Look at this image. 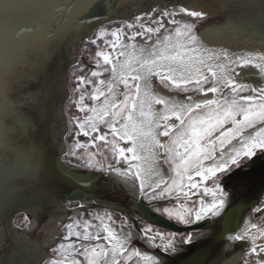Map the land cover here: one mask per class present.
<instances>
[{
    "label": "snow or ice",
    "instance_id": "6c2138e0",
    "mask_svg": "<svg viewBox=\"0 0 264 264\" xmlns=\"http://www.w3.org/2000/svg\"><path fill=\"white\" fill-rule=\"evenodd\" d=\"M178 12L195 18L204 15L184 7ZM178 12L175 8H156L110 30L100 27L94 37L82 39V44L96 47L95 64L90 75L76 76L73 93L79 95L71 102L83 115L70 116L69 124L74 122V127L69 129V135L75 133L86 140L76 139L64 156L75 158L76 167L114 172L134 196L147 200L156 213L191 225L209 215H219L224 189L217 181L251 168L258 159L264 160V87L237 84L232 75H240L237 67L246 66L264 74V55L233 58L226 48H208L197 39L195 24L174 19ZM251 34H255L252 25L230 22L210 31L209 39H237ZM137 37L143 39L142 45L135 43ZM125 38L128 43H124ZM74 68L84 72L82 64ZM104 72H110V79H100ZM153 78H158L165 89L178 93L214 95L200 102L191 95L180 101L168 99L153 93ZM120 84L123 92L118 91ZM160 137L166 139L162 141ZM90 148H107L112 159ZM18 157L26 163L30 175L40 171L32 156L21 152ZM161 158L168 166L167 176L158 167ZM121 162L126 169L116 166ZM131 176L138 185L129 179ZM209 180L212 187L207 186ZM194 196L198 199L193 200ZM209 196L211 200L206 201L204 198ZM85 212L88 210L82 204L74 210L70 222L63 225V238L52 247V257L44 264H121V258L127 264L133 257L143 264H165L163 258L130 248V235H117L110 226V222L116 223L112 210L89 212L90 218L84 217ZM147 215V209H143L144 226L138 230L141 235L152 247L176 253L173 238L178 233L156 230L146 221ZM242 232V236L230 235L228 239L250 241L246 255H254L255 264H264V244L257 245L264 233L252 234L247 228ZM158 238L160 242L155 243ZM191 239L189 233L179 243L188 244Z\"/></svg>",
    "mask_w": 264,
    "mask_h": 264
},
{
    "label": "rangeland",
    "instance_id": "374dc122",
    "mask_svg": "<svg viewBox=\"0 0 264 264\" xmlns=\"http://www.w3.org/2000/svg\"><path fill=\"white\" fill-rule=\"evenodd\" d=\"M194 1L195 0H124L121 6L118 8L116 14L110 19L102 22L91 34L87 36V38L94 37L95 33L99 30L100 27H106L110 30L112 27L121 25L124 22L132 21L136 16H134L133 18H128L129 12L135 8H145L146 6L153 4V9L160 8L172 10L173 8H175L178 12V9L180 7L186 8V5ZM249 1H252L251 3L254 4L251 5ZM258 12H260V14L264 13V0H222L221 10L218 12V14L214 17L207 18L203 22H199L198 19L192 20L188 18L189 16H187L186 14L179 12L174 17V19L181 21L182 24H195L196 27L194 28V32L197 36L201 29L208 26L222 24V22H224L225 19L231 14H234V16L237 17V13L238 16H241L245 13L248 16L253 15L254 13L258 14ZM150 13H152V11ZM167 27L173 28L175 27V25H167ZM83 33V31H80L76 35H68L63 43L61 39L57 38L55 42H53L49 47L48 61H46L45 63H40V66L36 67V70H30L29 68H25V77L15 85L14 89L12 90V92L9 93L8 96L9 100L12 103L13 111L16 112L17 115L23 120H27L32 123L33 128L31 129L33 131V137L40 143H43L47 149H53L52 141L54 139V136H56V132L59 131L60 134L62 133L59 137L58 142L60 143H58V145L61 144L64 147V151L60 158L62 162H66L70 165H75L77 162L75 158H65L64 156V153L68 150L69 145L73 143L76 139H80L81 142H84L86 140V138L84 137H76L75 133L69 135V129L74 127V122L73 124H69L70 116L83 115L82 113L77 112L75 104L71 102L73 98L78 97L79 95V93H73V88L76 86L77 83L76 76L90 75V70H92L95 64L94 54L96 51V47L93 45L85 44L79 45L77 43V40L83 35ZM124 43H128L126 38L124 39ZM135 43L137 45H142L144 41L140 37H137ZM75 47L77 48L76 52H74ZM105 50L111 51L110 48H105ZM40 57V55L37 56V58L39 59ZM120 59H123V57H120ZM33 60L34 59H31V61ZM78 64H82L84 66V72H80L76 68H74V65ZM63 76L64 78H62ZM108 77H110V72H104L100 79H106ZM92 79L95 80L96 78ZM154 82L159 85L156 90V95L164 96L163 91H165L167 94H169L165 98L176 100L179 96L181 97L185 94L178 93L175 90L165 89L160 83L159 79H156ZM121 86L123 91V85L121 84ZM173 93H177L178 96L172 95ZM249 94L251 93H242V95ZM62 121L65 123L64 132L60 131L61 124H63ZM53 126H55V128ZM121 146L126 147L127 145L121 144ZM89 150L97 153L103 151L104 154L109 157V160L112 159L111 153L108 152L107 148H90ZM96 158L100 159L101 157L99 154H97ZM69 160H71V163L68 162ZM112 163H115V161L112 160ZM121 164L125 165V163L123 162H121ZM82 168L88 170H96L86 167ZM260 178H262L261 180L264 179L263 176H260ZM35 181L36 179L32 182H29L25 179L17 178L14 179L13 182L7 181L3 184L0 183V264H8L9 259L15 258L14 253L16 243L13 241V239L16 236H19V240H21V245L23 248V251H21V253L27 251V253L29 252L27 256H29L30 253H32V249L36 245H41L43 241H46L49 232L52 230L51 228L56 225L59 229V233L56 236L54 243L46 249L49 253V257L45 260H48L52 257V247L56 246L65 234L66 229H64L63 225L70 222V217L72 215L66 217L63 211L64 209H70L71 207H74L75 204L66 207L61 206L60 211L58 208L55 209L54 205L50 202L51 198L48 197L49 195L51 196V194L54 192L50 187L49 183L47 182L48 187L47 189H45L47 186V184L45 183L46 180H42L44 183V189H41V185H38L39 180L36 182ZM41 190L44 191L43 195H45L46 198L43 196H37V194ZM57 192L60 193V189H57ZM52 196L56 199V203L59 205L60 200L57 199L55 195L52 194ZM116 196L117 195L115 194H109L107 195L106 199L102 197L98 200L110 203H119L120 200L116 199ZM223 200L224 203L222 206L226 204L225 199ZM61 213L65 216V219L62 221H57L55 217L52 216L54 214ZM25 217L27 219H25ZM84 217L90 218L88 212L84 213ZM114 220L116 221V223L111 224L110 222V226H112L115 230H126L128 234L125 235H130L131 237L133 233L130 228L125 227L127 226V224H121L122 219L115 215ZM172 220L176 221L175 218H172ZM53 221H57L55 225L53 224ZM253 222L255 223L257 221H255V219L249 221V223ZM205 235L206 234H202L199 240H202L201 238ZM173 239L177 243L181 240L179 235ZM144 241H147V239L145 238ZM230 242H234V240H231ZM139 251L151 255V253L148 251ZM229 254H231L232 256H236L235 252H231ZM246 257H248L246 259L247 261L256 259L254 255L252 257L246 255ZM133 258H136L134 260L136 261V264H143V261H140L139 258ZM44 261H42L40 264H44ZM25 263L26 261L24 260V264ZM121 264H124V262L121 261Z\"/></svg>",
    "mask_w": 264,
    "mask_h": 264
},
{
    "label": "flooded vegetation",
    "instance_id": "af4514ba",
    "mask_svg": "<svg viewBox=\"0 0 264 264\" xmlns=\"http://www.w3.org/2000/svg\"><path fill=\"white\" fill-rule=\"evenodd\" d=\"M203 21L204 20L199 21V22H203ZM229 21L233 22V21H236V19L235 18L231 20L225 19V21L222 22V24L208 26V27L201 29L197 35V39L208 48H221V47L226 48L227 50H229L230 54L233 55V58L244 56V55H254L253 51L254 52L259 51L261 53H264V38H261L259 42L257 43V41L251 38V36L249 35L248 39H245L242 45H238L239 43L236 44L235 42L231 40H228V42H223L221 40L213 41L209 39L210 31L219 29L220 27L228 24ZM236 70L240 73V75L237 76L235 73H232V75L235 77V81L237 84L239 83L240 84H251L254 88H255L256 83L264 85V80L261 81V76L264 74L260 73L258 69L255 70V68L246 66V67H237ZM204 71H205V75H207L208 74L207 69H204ZM252 71L253 72L258 71L259 73L258 75L260 77L258 75H254ZM108 79H110V77L106 78L105 80H108ZM156 79L158 78H153V84H152V91L154 94H156L157 87L159 86L154 82ZM117 88H118V91L123 92L121 84L118 85ZM163 93H164V97L169 95L165 91H163ZM172 95L178 96L177 93H173ZM187 95L196 96V95H203V94L187 93V94L182 95L181 97L179 96L180 98L178 97V99L176 100L177 101L184 100ZM118 99H122V97H118ZM86 103H91V102L86 101ZM154 107L160 108L161 106L156 105ZM57 141H59V138ZM56 144L55 145L57 147L54 146L53 148L57 152L59 145L58 143ZM63 151H64V147H63ZM63 163L67 164L66 162H63ZM157 163H158V167L160 169L161 174L163 175V171H164V175L167 176L168 167L166 164H164L163 158H161ZM67 165L79 171H88V169H84L82 167H76L75 165H70V164H67ZM116 166L122 169L127 168L126 164L123 165L121 163ZM91 171H98V172L103 173V177L96 184L94 193L89 194L92 197V200H89L88 198H86V200L83 202L74 201V202L64 204L63 205L64 207L75 204V206L71 207L70 209H64L63 213L65 214V216L69 217V215H73L74 210L78 209L81 204L85 205L86 209L88 210V213L97 212V211L102 213L103 210L105 209L112 210L113 215L120 217L124 221V223L127 224V226L125 227L130 228L132 230V233L135 235V236L133 234L131 235L130 241H129V247L131 248L134 246L138 250H143L145 252L148 251L151 253V255H155L158 258H163L165 260V264H187L190 259L202 253L205 247L209 248L210 255H214L217 252V248L219 247L220 243H215V242L213 243L212 241L215 240V238H217L218 233L221 231L222 219L225 216H227V214L231 213V211H232L231 213L232 215H236L238 217L237 225L239 224V221L241 217L243 216V226L237 230H236V226L235 228L233 227V229L230 230L232 235L242 236L243 235L242 230L244 228H247L248 230L251 225H254L255 228L264 226V220H263V217H264V179L261 180L262 178H260V176L264 177V160L258 159L257 163L253 165L251 168H248L244 171L234 172L230 178H222L220 181H217V183H220L224 189V195L222 199H225L226 204L222 206L221 208H219L218 216L211 217L209 215L208 218L204 219V220L206 219L210 220L209 226L201 230H197L193 232L178 233L180 238L186 237L187 234L191 233L192 239L188 244H181L178 242L176 245L178 248V251L176 253H164L161 249H156L154 247H151L152 245L151 243H148V241H144L145 237H143L141 233L138 231L144 226L141 220L140 214H139V210H138V204L141 199L137 196L132 197L128 193V191H126L120 185L121 181L114 172H109V175L112 177L111 178V177H108L107 175L108 172H102L99 170H91ZM113 179L115 182L113 181ZM207 186L209 187L213 186L211 180L207 182ZM109 194L117 195L116 199L120 200L119 203H116V202L110 203V202H106V201L104 202V201L98 200L99 198H102V197L106 199L107 195ZM58 199L60 200V198ZM192 199L197 200L198 196H194L192 197ZM204 199L206 201H210L211 197L210 196L205 197ZM142 201L151 211L155 212L153 209L150 208L149 202L147 200H142ZM161 204H163V202H161ZM197 207H198V204H197ZM256 208H259L261 211H255ZM55 209H57V207H55ZM159 215L167 218L166 215H161V214ZM52 216L55 217L57 221H62L65 219V216L62 214H54ZM131 219H133L134 222ZM167 219L178 226H190V225L181 224L169 218ZM253 219H255V221L257 222L249 223V221ZM202 221H199V222L194 221L191 225L200 223ZM56 222L53 221V224L55 225ZM153 226L156 230H159L162 233H165V234L169 233V231L165 229H162L155 225ZM51 229L52 230L49 232L46 241H43L41 245H36V246L33 245L35 247L32 249V253H30L32 257L29 260L26 257L25 259L26 263L29 261L28 262L29 264H40L42 261H44L46 258L49 257V253L46 249L54 243V240L59 233V229L57 228L56 225ZM116 232H117V235L119 236H124L125 234H128L126 230L117 229ZM262 233H264V231ZM202 234H206V235L201 238L202 240H199ZM230 241L231 240L225 241L222 243L219 249V252H218L219 254H218L217 259L222 256L225 264H243V263L247 264L248 262H251V264H255L254 263L255 260H251V261L246 260L248 257H246L245 254L248 248L251 246L250 241H244V240L234 241V242H230ZM159 242L160 241L158 238L155 241V243H159ZM241 243H244V245H242ZM21 251H23V248L21 249ZM231 252L233 253L235 252L236 256H232L231 254H229ZM28 253L27 251H24L25 255ZM40 257H42L41 260H38ZM135 259L136 258H133L131 261H128L127 264H136V261H134ZM197 259L195 260L196 261L195 263H198ZM121 261L123 262L122 258H121ZM206 264H216V261L214 263L213 260H210ZM217 264H221V262Z\"/></svg>",
    "mask_w": 264,
    "mask_h": 264
},
{
    "label": "water",
    "instance_id": "95a60500",
    "mask_svg": "<svg viewBox=\"0 0 264 264\" xmlns=\"http://www.w3.org/2000/svg\"><path fill=\"white\" fill-rule=\"evenodd\" d=\"M45 1L46 0H17L15 2L13 0V7L23 5V8L21 10L20 17H16L18 18V21H15V23L11 25L14 29L12 27L9 29H13L14 32L24 35L36 33V28L38 30H45V44L43 45L44 48H42L43 46L41 47L45 56H48L49 47L53 42H55L57 38L61 39L63 43L68 35H76L80 31H83V35L77 40L79 45L82 44V39H86L87 36L91 34L102 22L113 17L116 14L118 8L123 3L122 0H90V2L83 6L79 12L71 16L72 20L67 23L69 25L65 29L60 28L59 30L64 29L63 32H60L57 29L64 22L66 13L68 14V12L73 8L76 0H57L55 9H58V11H56L55 19L49 24L47 23L48 18H46L45 15L49 10H53L54 6L45 5ZM0 26H3V28L6 27L4 24H0ZM2 30L4 29H1V31ZM56 30L60 33L54 34ZM29 52L26 56L21 58V62L16 64L12 71L9 70L6 74L0 72V121H2L3 124L8 127V130L10 129L11 134L15 136H22L26 132L21 129V125L19 124L20 117L17 115V113L13 111V113H11L12 116L9 115L13 107L8 96L9 93L14 89L15 85L25 77L24 69L29 68L30 70H36V67L39 65L36 64V58L38 55H41L42 52H34L32 49ZM31 59L34 60L31 61ZM59 135L60 134L55 136L57 137L56 140H58ZM30 142V156L36 158L35 163L39 164L41 168V176L45 178V183L47 184L48 182L54 191L52 194H54L57 199L60 198V204L58 205L59 211L61 206L66 203L74 201L83 202L86 200V198L92 200V197L89 194L94 193L96 184L103 177V173L91 170L79 171L74 169L62 162L60 158L62 153L61 149H58L57 152L54 150V148L47 149L43 143H40L35 138ZM52 142V146L54 147L56 142ZM107 175L108 177H111L109 172ZM38 185H41L40 188L44 189L43 181H41ZM47 187L48 184L45 189H47ZM57 189H60L61 192L58 193ZM143 209H147L148 212L146 217L147 222L169 232H193L201 230L210 225L209 219L190 226L175 225L167 218L151 211L145 205V203L140 200L138 204L140 217L142 215ZM131 220L134 222L133 219ZM230 235H232V233L231 231H228L220 238V241H217L216 239L215 243L229 241L230 239H228V237Z\"/></svg>",
    "mask_w": 264,
    "mask_h": 264
},
{
    "label": "bare ground",
    "instance_id": "6f19581e",
    "mask_svg": "<svg viewBox=\"0 0 264 264\" xmlns=\"http://www.w3.org/2000/svg\"><path fill=\"white\" fill-rule=\"evenodd\" d=\"M14 1L16 2L17 0H14ZM123 1L124 0H122V2ZM221 1L222 0H195L194 2L186 5V9L189 11H200V12L204 13V15L202 18H195V17H189V18L194 19V20L198 19L199 21H202V20H206L207 18H211V17L216 16L221 9ZM12 2H13V0H0V24H4V26H6L4 28H3V26H0V72L4 73V74H6L9 70L12 71L14 66L16 64H19L21 62V58L23 56H26L27 53L29 51H31V49L34 52L35 51L42 52L40 55L42 58L41 57H40V59L36 58V60H37L36 64L37 65L39 64L38 66H40V63H45L46 61H48V56L44 55V51L42 49V48H44L43 45L45 44V39H44L45 38L44 33L46 32L45 30H42V29L38 30L36 28L35 29L36 33L30 34V35L19 34V33H16L13 31L14 28L11 25L14 24L15 21H18L17 20L18 18H16V17H20L23 5H18L16 7H13ZM89 2H90V0H76L73 8L68 12V14L66 13V17H65L64 22L62 23V25L57 30H59L60 28L65 29L69 25L67 23L72 20L71 16L74 15L75 13L79 12V10L83 6L87 5ZM249 2L251 3L252 1H249ZM56 3H57V0H46L45 1V5H53L54 6L53 10H51V11L49 10L48 12H46L47 14L45 16H46V18H48V21H47L48 24L55 19L56 11H58V9H55V7L57 5ZM252 4H254V3H251V5ZM153 7H154V5L151 4V5L146 6L145 8L144 7L135 8L129 12V17H128V15H127V17L133 18L134 16L143 15L147 12L150 13L152 11ZM234 18L236 19V21H233V22H240L242 24H249V25L253 26L255 34H251L250 36H251V38L255 39L257 41V43L259 42V40L261 38H264V35H261V32H264V13L260 14V12H258V14L254 13L253 15H248V16L246 15V13L241 15V16H238V13H237V17H235L234 14H231L226 19L231 20ZM229 23H230V21H229ZM11 27L13 29L9 30ZM1 29H4V30L1 31ZM64 29L59 30V31L63 32ZM57 30L55 31L54 34L60 33ZM248 36L249 35H241L237 39H231V38L226 37V38L222 39L221 41L228 42V40H231V41L235 42L236 44L239 43L238 45H242L244 43L245 39H248ZM257 48H258V46H257ZM76 51H77V48L75 47L74 52H76ZM253 54L256 56L264 55V53H261L259 51H255V52L253 51ZM46 67H48V66H46ZM250 67H252V66H250ZM252 68H254V67H252ZM255 70H256V68H255ZM255 70H253V71H255ZM204 74H205V71H204ZM253 74L258 75L259 73H258V71H256V72H253ZM62 78H64V76ZM261 81H263V80L261 79ZM262 87H264L263 84H259V83L255 84L256 89H260ZM213 95L214 94H212V93H208L207 95L203 94V95H196V96H192V97H193V100L195 102H200V101H203L205 99L213 98ZM59 108H58V110H59ZM55 111H57V110H55ZM11 113H13V109H11V112L9 115H11ZM173 122L174 121H169V123H173ZM19 124L21 125V129L26 132L22 136L19 135L20 137L11 134L10 129L8 130V127L5 124H3L2 121H0V183L1 184L6 183L7 181L13 182V180L17 179V178L25 179L29 182H32L33 180L36 179V181L39 180L38 183H40L42 180L45 179L43 176H41V171H38L37 173L30 175L28 172V168L26 166V163L24 161H21L18 157V153H21V152H25L28 155H30L29 145L31 143L30 141L32 139H34L33 133H32L33 131L31 129V128H33L32 123L30 121H27V120L25 121L22 118H19ZM64 124H65L64 122H63V124H61V130H60L61 132L65 131V125ZM53 127L55 128V126H53ZM59 127H58V129H59ZM58 134H60L59 131L56 132V135H58ZM60 135L58 136V138L60 137ZM31 136H32V138H31ZM56 138L57 137L54 136L53 141L56 143H60V142H57ZM160 139L162 141L165 140L164 137H160ZM58 149H61L63 151V146L60 144L58 146ZM34 161H36V158H34ZM41 163H42V161H41ZM36 165L41 170L39 164H36ZM129 179L133 180L138 185V181L134 180V176L129 177ZM120 185L126 191H128V193L132 197H136L133 195L131 189L126 187L125 184L121 183ZM43 193H44V191L41 190L37 194V196L38 197H41V196L45 197V195H43ZM48 197L51 198L50 202L54 205V207L59 208L58 204L56 203V199L52 195L51 196L49 195ZM34 209H36V208H34ZM231 213H232V211H231ZM231 213L227 214V216H225L222 219L221 231L218 233L217 238H215V240L212 241L213 243L216 242V239H217V241H220L221 240L220 238L222 236H224L225 233H227L228 231L233 229V227L235 228V226H236V230H237L243 226V216L241 217L239 224L237 225L238 217L236 215H232ZM248 231L252 234L260 235L264 231V226L255 228L254 225H251L249 227ZM13 241L16 243L15 253H14L15 258L9 259L8 264H24V260L26 259V257L29 260L32 256H31V254L29 256H26L27 254L25 255L24 253H21L22 245H21V240H19V236L14 237ZM0 243H1V238H0ZM222 243L223 242L220 243L219 247L217 248V252L214 255H210L209 248L205 247L203 249L202 253H200L197 256L190 259L187 264H206L210 260H213L214 263L216 261V264L220 263V262H221V264H225L222 256L217 259L218 254H219L218 252H219V249H220ZM263 243H264L263 239L257 240V245L263 244ZM241 244L244 245V243H241ZM240 247H238V248H240ZM41 258L42 257H40L38 260H41ZM196 259H197L198 263H195ZM247 264H251V262H248Z\"/></svg>",
    "mask_w": 264,
    "mask_h": 264
}]
</instances>
